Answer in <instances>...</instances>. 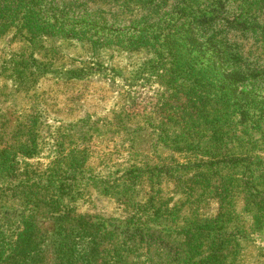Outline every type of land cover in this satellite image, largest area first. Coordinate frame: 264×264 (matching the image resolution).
<instances>
[{
    "label": "rangeland",
    "instance_id": "374dc122",
    "mask_svg": "<svg viewBox=\"0 0 264 264\" xmlns=\"http://www.w3.org/2000/svg\"><path fill=\"white\" fill-rule=\"evenodd\" d=\"M0 264H264V0H0Z\"/></svg>",
    "mask_w": 264,
    "mask_h": 264
},
{
    "label": "trees",
    "instance_id": "16d2710c",
    "mask_svg": "<svg viewBox=\"0 0 264 264\" xmlns=\"http://www.w3.org/2000/svg\"><path fill=\"white\" fill-rule=\"evenodd\" d=\"M18 218H21V215L18 213Z\"/></svg>",
    "mask_w": 264,
    "mask_h": 264
}]
</instances>
